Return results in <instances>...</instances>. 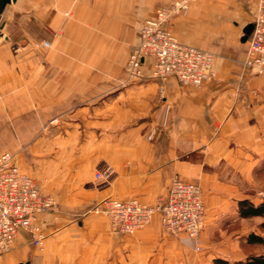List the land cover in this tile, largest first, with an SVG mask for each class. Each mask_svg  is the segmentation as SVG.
Instances as JSON below:
<instances>
[{
    "label": "crops",
    "instance_id": "obj_1",
    "mask_svg": "<svg viewBox=\"0 0 264 264\" xmlns=\"http://www.w3.org/2000/svg\"><path fill=\"white\" fill-rule=\"evenodd\" d=\"M168 2L15 0L4 8L0 124L22 118L31 106L43 117L47 103L59 104L53 133L30 147L32 163L22 152L15 156L18 167L55 198L59 211L38 217L42 248L21 231L0 264H191V239L164 232L159 215L131 235H118L106 216L91 211L107 197L153 204L166 196L174 176L201 188L204 242L224 223L238 220L237 202L246 195L235 182L264 159V74L244 72L248 39L241 41L257 0H195L171 21L180 42L215 54L213 81L194 88L173 77L155 80L149 76L150 60L143 62L139 80H109L105 75L122 71L142 22ZM30 11L59 38V53L123 56L70 63L69 70L90 72L68 77L61 76L60 63V77L47 93L46 64L30 59L33 29L12 40L5 28L17 12L26 24L30 18L24 14ZM30 70H37L36 76L30 77ZM10 126L18 132L17 122ZM106 168L109 178L96 180L95 173ZM204 256L199 264L212 263V256Z\"/></svg>",
    "mask_w": 264,
    "mask_h": 264
},
{
    "label": "built area",
    "instance_id": "obj_2",
    "mask_svg": "<svg viewBox=\"0 0 264 264\" xmlns=\"http://www.w3.org/2000/svg\"><path fill=\"white\" fill-rule=\"evenodd\" d=\"M195 0H169L157 7L139 29L137 42L131 49L124 73L131 81L139 80L144 61L150 60V78L173 77L181 86L199 88L213 81L215 55L205 49L180 42L171 32V21L188 11ZM253 30L248 38L244 69L253 74L264 73V0H257ZM43 46H48L43 43ZM109 168L95 173L96 180H107ZM59 204L42 190L38 181L22 171L14 154H0V256L13 246L19 233L25 232L33 246L42 248L44 233L38 221L41 214L56 213ZM91 211L106 216L111 232L131 235L150 224L159 215L164 232L184 234L197 239L204 226L205 207L199 186L174 176L165 197L153 204L135 198L121 200L108 197L97 202Z\"/></svg>",
    "mask_w": 264,
    "mask_h": 264
},
{
    "label": "rangeland",
    "instance_id": "obj_3",
    "mask_svg": "<svg viewBox=\"0 0 264 264\" xmlns=\"http://www.w3.org/2000/svg\"><path fill=\"white\" fill-rule=\"evenodd\" d=\"M159 6L154 7L153 12ZM48 13L50 14V16H52V11H49ZM22 15L23 14L20 12L15 13L14 18L8 22L5 28L8 30L9 37L12 40H18L19 38H21L24 34L23 30L28 31L29 29L31 32V29H33L34 33L31 34H33L34 37H31L30 39V49L32 52L30 54V59L36 63L39 62L42 64H46L45 77L47 80V84L48 82L51 83V85H47V93L49 89L53 91L52 83L54 81V77H60V71L56 70L58 64L60 63H62L63 65L61 76L68 77L70 74H85L87 72H90V70L87 69L69 70L70 63H95L98 62V60H101V56H105L107 58V61L111 60L112 62H114L115 60L120 59L123 56L121 54L107 55L99 53H59V45L57 46V44L55 43V40H58L59 38L55 37L53 32H50L48 29H46L47 25L45 24L44 20L42 21V23H39L38 18L35 16V12L30 11L24 14L26 16V20L28 18H30V20H27L26 24L23 25L21 20ZM43 43H47L48 46H43ZM128 56L129 55H127L124 61L125 63L123 64V68L120 73L115 76H113L112 73L110 75H105L106 77H110L109 80L114 81L118 80L119 78L126 79L124 66L126 64ZM243 70L244 72H249L244 69V66ZM95 72L96 71H94V73ZM34 74H37V70H30V77L36 76ZM103 83L105 84V82H102V84ZM57 106H59V104H55L54 102L47 103L46 108L42 112H40L43 113V117H38L37 108H32L33 106H31L30 110L26 112L22 118L4 119V123L0 124V154L3 152H8L14 154L17 157V154L19 152H22L24 158L29 163H32V160L30 158V147L40 139L44 138L45 136L48 137L51 135V133H53L52 126L59 121L58 113L60 112V106ZM37 121H40V123H38ZM16 122L19 125L18 132H15V130L10 126L11 123L16 124ZM29 175L31 174L29 173ZM235 184L237 185L239 192L246 195V199H248L254 205H258L259 203L264 202V159L254 167L253 171L248 176H238V180L237 182H235ZM263 222L264 219L261 217L242 219L238 216V220L236 222L231 221L224 223L222 229L215 230L214 234L212 236H208L204 242L201 235L205 226L204 218V226L197 239L190 238L193 243L190 255L191 264L195 263L194 259L196 260V263L199 264L200 259L202 257H205L204 255H209L210 257L212 256L214 258L212 260V263L208 262V264H213V261L215 259H223L227 261L228 264H236L239 261L244 262L245 259L251 255L264 257V244L247 243V239L251 234L259 235L264 238V228L261 227V224Z\"/></svg>",
    "mask_w": 264,
    "mask_h": 264
},
{
    "label": "trees",
    "instance_id": "obj_4",
    "mask_svg": "<svg viewBox=\"0 0 264 264\" xmlns=\"http://www.w3.org/2000/svg\"><path fill=\"white\" fill-rule=\"evenodd\" d=\"M237 212L240 218H252V217H261L264 219V202L254 205L248 199H242L237 202ZM261 227L264 228V222L261 224ZM249 244H264V238L259 235L251 234L247 239ZM213 264H228L227 261L223 259H215ZM236 264H264L263 256H249L245 259L244 262H237Z\"/></svg>",
    "mask_w": 264,
    "mask_h": 264
},
{
    "label": "water",
    "instance_id": "obj_5",
    "mask_svg": "<svg viewBox=\"0 0 264 264\" xmlns=\"http://www.w3.org/2000/svg\"><path fill=\"white\" fill-rule=\"evenodd\" d=\"M15 0H0V18H1V15H2V12L4 10V8L10 4L11 2H14ZM252 30H253V24L250 23L248 25H246L244 28H243V35L241 37V41L242 42H245L248 37L251 35L252 33Z\"/></svg>",
    "mask_w": 264,
    "mask_h": 264
}]
</instances>
